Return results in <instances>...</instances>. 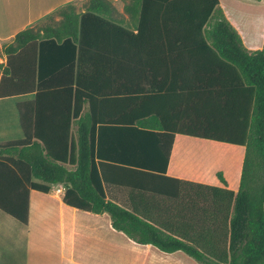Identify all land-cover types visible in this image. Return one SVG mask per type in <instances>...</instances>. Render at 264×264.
Returning <instances> with one entry per match:
<instances>
[{
  "label": "trees",
  "instance_id": "trees-1",
  "mask_svg": "<svg viewBox=\"0 0 264 264\" xmlns=\"http://www.w3.org/2000/svg\"><path fill=\"white\" fill-rule=\"evenodd\" d=\"M124 1L132 26L110 17L111 1L88 0L0 49V98L35 94L17 105L24 137L0 142V208L27 224L31 191L62 183L65 204L109 213L139 244L200 264H264L262 44L244 39L223 0ZM177 135L243 147L238 190L221 171L226 186L168 175ZM188 156L199 176L225 158Z\"/></svg>",
  "mask_w": 264,
  "mask_h": 264
},
{
  "label": "crops",
  "instance_id": "crops-1",
  "mask_svg": "<svg viewBox=\"0 0 264 264\" xmlns=\"http://www.w3.org/2000/svg\"><path fill=\"white\" fill-rule=\"evenodd\" d=\"M87 1L0 0V49L24 29L48 20L59 21L62 18L59 10L63 7L74 5L78 11H82ZM109 1L113 6V17L115 13L120 15V18L115 17L119 21L133 23L125 10L124 0ZM34 97V93H29L0 98V142L24 137L17 105ZM213 142L177 135L167 174L204 184L226 186L217 175L221 171L228 182L227 187L237 191L243 147L235 153L238 164H234L236 161L233 160L232 169L227 170L221 163L212 167L203 162L195 168L204 174L199 176L186 168L185 161L191 150L223 152L226 157L223 145ZM65 190L62 183H57L52 185L49 193L31 191L27 224L0 208V264H200L181 250L167 253L152 244L135 242L113 227L107 212L95 214L68 206L63 200ZM107 193L110 199L128 206L123 187L109 185Z\"/></svg>",
  "mask_w": 264,
  "mask_h": 264
},
{
  "label": "rangeland",
  "instance_id": "rangeland-1",
  "mask_svg": "<svg viewBox=\"0 0 264 264\" xmlns=\"http://www.w3.org/2000/svg\"><path fill=\"white\" fill-rule=\"evenodd\" d=\"M222 2L228 17L239 29L244 39L249 40L248 42L252 44H262L264 48V0H223ZM114 16L120 18L118 14L114 13ZM110 17L118 20L112 15ZM46 22L54 23L53 20L43 23ZM132 25L133 23H131ZM5 58L4 54H0V63H4ZM221 145L227 152V156L221 160V164L227 170L232 169L233 160H238L235 158V153L240 152L242 148L224 143Z\"/></svg>",
  "mask_w": 264,
  "mask_h": 264
}]
</instances>
